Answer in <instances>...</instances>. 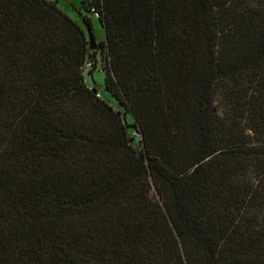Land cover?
I'll list each match as a JSON object with an SVG mask.
<instances>
[{
	"label": "trees",
	"instance_id": "trees-1",
	"mask_svg": "<svg viewBox=\"0 0 264 264\" xmlns=\"http://www.w3.org/2000/svg\"><path fill=\"white\" fill-rule=\"evenodd\" d=\"M58 4L0 0V264H264V0H86L122 110Z\"/></svg>",
	"mask_w": 264,
	"mask_h": 264
},
{
	"label": "rangeland",
	"instance_id": "rangeland-1",
	"mask_svg": "<svg viewBox=\"0 0 264 264\" xmlns=\"http://www.w3.org/2000/svg\"><path fill=\"white\" fill-rule=\"evenodd\" d=\"M86 0H59L58 6L66 12L68 15H70L75 21L81 23L84 27L86 26V19H90L93 24V31L97 40V43L104 41L106 38V32L100 22V20L95 17L92 13L87 12L84 8V2ZM88 30V28H87ZM99 55H98V68L94 72V78L92 79L91 76H88V81L90 84L97 86L98 90L101 92V94L107 98V100L115 106L116 110H122L120 106L116 103V100H114L106 90V84H105V73H103L102 69L105 65L104 60V54L99 49ZM95 81V83H94ZM123 116L128 121V123L133 124V118L125 111L123 110ZM132 131H134V128H132ZM137 142V141H136Z\"/></svg>",
	"mask_w": 264,
	"mask_h": 264
},
{
	"label": "water",
	"instance_id": "water-1",
	"mask_svg": "<svg viewBox=\"0 0 264 264\" xmlns=\"http://www.w3.org/2000/svg\"><path fill=\"white\" fill-rule=\"evenodd\" d=\"M86 26L88 28L90 44H91V50L92 51H97V50H99V44L97 43L94 31H93V29L91 28V26L88 23H86Z\"/></svg>",
	"mask_w": 264,
	"mask_h": 264
},
{
	"label": "built area",
	"instance_id": "built-area-1",
	"mask_svg": "<svg viewBox=\"0 0 264 264\" xmlns=\"http://www.w3.org/2000/svg\"><path fill=\"white\" fill-rule=\"evenodd\" d=\"M97 16H99V15L97 14ZM91 67H92V65H91V64H88V65H87V68H86V73H87V72H89V70L91 69ZM99 96H101V95L99 94Z\"/></svg>",
	"mask_w": 264,
	"mask_h": 264
}]
</instances>
